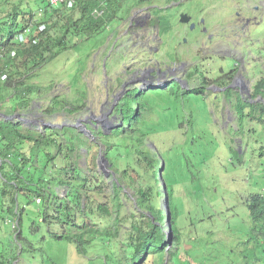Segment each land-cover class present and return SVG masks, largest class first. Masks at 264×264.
I'll return each instance as SVG.
<instances>
[{"label": "rangeland", "instance_id": "1", "mask_svg": "<svg viewBox=\"0 0 264 264\" xmlns=\"http://www.w3.org/2000/svg\"><path fill=\"white\" fill-rule=\"evenodd\" d=\"M26 1L29 2L30 0ZM139 1L127 0L125 2L124 7L118 11V18L124 16L126 20L117 25L115 23L118 19L110 22L108 26L109 34H107V31L101 32L86 41L82 37L70 36L66 42V49H62L54 58L33 70V74H30L26 81L28 84L36 86L37 89L34 93H30L32 98L28 107L32 108L34 113L43 112L42 109H45L48 114L58 113L52 120H47V122L59 125L62 122L77 123L79 125L80 131L72 126H64V129L61 127V129L54 131L55 138L60 143L62 151L66 150V145L70 143L71 136H74L77 142H79V139L81 142L86 141L87 138L91 141H97L100 148L97 151L98 153L94 154L95 163L97 162V176L99 177L97 183L102 185L107 194H110L111 187L109 189V186H111L114 177L111 176V172L106 176L104 170L99 166L102 163L100 155L105 151L104 140L107 139L112 143L116 141L108 134L112 132L113 128L118 127L120 122L117 121V117H108L110 113L104 114L102 116L103 120L97 123L96 119L100 116V107H102L101 105L106 97L111 100L110 93L115 85L112 81L115 78H119L118 85L120 81L124 79L126 81V85L119 92V95L125 93L121 102L125 107L130 106L131 109H134L135 104L131 102L135 95L143 92L144 100L148 101L151 107L162 114L159 117L152 109L146 114L147 119L150 118L154 122L159 121V123L164 121L163 125L166 127L164 131L162 129L156 131L152 135L153 137L150 135L149 139L159 142L160 149L171 154L174 152L181 153V149L185 146L183 142L188 139V142L189 140L191 142L187 146L188 154L191 156L194 151H201L204 155V160L198 164L200 167L199 172L201 175L205 174L203 179L208 184V187L205 184L204 187L210 188L211 192L214 190L218 196L207 192L204 193L206 198L201 196L200 201H197V206L201 205L200 202L202 205L204 204L203 214L206 219L201 224L203 226L210 225V230H214L215 224L224 219L223 222L229 226V235L228 228H224L216 232V237L206 234L203 238L196 239L192 243L194 248L189 251V255L185 253V250L180 252V264H240L238 252L241 248L236 249L234 242L241 234L236 230L233 231V228L237 225L243 226V223H240V216H232L233 211L229 212V209L231 205L243 208L242 200L248 193L254 192L253 189L258 190L264 196V110L257 108L255 116L244 115L243 120L240 121L237 109L240 105L244 106L245 113H248L252 110L251 105L257 107L255 100L251 98V94L256 81L264 79V67L261 73L254 70L255 62H258L256 65L262 64L264 66V11L259 12V9L256 12L248 10L252 6L249 1L240 3V1L235 0L234 6H230L221 1L211 0L209 5L216 12L213 15L207 12L202 14L203 16L209 15L211 18L214 16L216 20V30L214 32L219 31L225 25H234L235 22L228 21L230 16L234 19L244 17L245 20L240 21L239 25H242L243 22L246 24V27L249 28V36L244 38V35L238 33L237 36L228 38L229 41L234 43L232 44L235 49H232V44L229 46L222 42H219V44L221 47L231 50L241 48L240 52L246 53L243 61L239 59L241 67H246L249 62L253 63L255 61L252 64L253 79L248 82L249 91L245 92L237 85L234 86V79L228 78V72L235 65L232 56L217 51V54H207V50H202V54L205 55L195 56L197 55L196 50L194 53L190 50L186 51V49L195 46L194 42L185 47L181 43V36L176 39L174 36L172 40L175 39V44H166L164 40L166 41L172 32L162 33L161 31L158 32L157 29L144 30L148 36L154 35L158 40L160 38L164 39L160 41L158 47L154 50H149V48H155L157 40L148 39L144 42L134 40V33L142 32L139 23L135 26V23L140 20V16L143 14L138 9L142 5L148 4L145 2L138 5ZM200 1L202 0H173L169 10L174 12L175 10L188 9L200 4ZM30 3H33L32 0ZM37 4L40 5L41 11L34 12L36 14L35 19H40L44 14V4L41 1H37ZM247 11L250 14H246ZM176 21L173 20V24L176 26L175 29L178 26ZM226 29L231 30L230 27H226ZM32 33H35V31H32ZM129 37H131V40ZM207 38L210 39V36ZM216 41L217 38L215 44ZM242 41L244 42L242 43ZM250 56L251 59H248ZM171 67H174L175 73L170 72ZM158 68L164 73L156 74ZM23 69L26 71L25 68H21V70ZM233 71L236 72L235 75L239 74L236 70ZM137 72L144 74L146 79H150V83L153 84L142 85L143 87L150 85V88L144 89L141 87ZM118 75H121V78ZM5 78L0 77L2 81ZM178 80L181 82L177 83ZM155 84L160 86L155 87ZM189 88H197L199 93H188L186 90ZM12 91V89H8L4 95L7 96ZM77 91L86 93L84 106L74 113L68 112L67 110L71 108L68 104L79 96ZM129 91L131 95L127 97L126 94H129ZM56 96L63 98L66 108L58 111L50 109L52 99ZM162 106L168 108L163 111ZM26 112L30 113L28 110ZM26 116L32 117L31 114L20 115L24 118ZM67 119L69 120L67 121ZM166 120L174 126L168 125ZM103 123L105 124L104 128L100 125ZM84 124L90 131L89 133L82 131ZM66 128H68L67 131H65ZM49 133L50 130H47L44 134L48 135ZM107 136L109 137L107 138ZM193 138L195 141L192 140ZM77 142H75V148L79 158L76 160L75 166L80 168L81 174L90 179L89 184L93 186L96 184V180L91 178L93 175L86 167L87 151L84 149L85 145H82V149H80ZM205 146H208L207 150L203 149ZM50 149L53 153L58 151L59 147L53 145L50 146ZM22 150L28 155L31 151L29 146L26 145L23 146ZM43 150L49 149L44 148ZM112 152L116 154L119 153V150L116 152L113 150ZM72 158L76 159L75 156ZM115 161L117 162V160ZM29 164L32 165L31 160L27 161L25 169ZM36 165L39 168L29 165L30 171L24 175L28 178L33 175V178H37L45 171L44 175L50 180V185H47V187L54 185V177L60 176L55 172L57 166L56 168L52 165L47 167L46 160L41 155L38 156ZM9 170L10 168H6V171ZM1 182L0 174V256L4 255L7 261L9 260L8 264H101L102 260L99 254H93L92 259L87 262L86 255H79L73 242L51 238L50 233H59L62 232V229L59 224L51 223L47 225L42 222L43 208H47V204L45 203L43 207V204L40 205L32 198L25 197L22 194L16 196L18 203L24 207L21 237L20 241H17L16 229L12 225L17 218L3 211V207L9 206L11 203L9 201L10 196L4 198L2 194L3 185H1ZM55 190L59 195L58 197L66 196V187L56 186ZM218 197L222 199H218ZM105 200L101 198L100 201ZM217 200L220 206L214 204L213 201ZM175 202L178 203L181 212L184 211L185 204L179 191L176 194ZM160 206L165 207L163 196L160 197ZM226 208H229L228 211ZM48 211L51 210L48 209ZM71 213L72 216L75 214L76 218L77 216L81 217L80 212L77 210H72ZM93 213L94 220L99 218L102 226L109 225L110 219H103L101 213L95 209ZM236 213H239L238 209ZM89 214L91 213L89 212ZM224 215L227 216L223 217ZM77 221L81 222V220ZM165 231L167 232V230ZM187 231L190 232V229H187ZM198 233L203 234L205 230L201 227ZM219 238H226L228 242L223 243ZM182 245L185 249L191 246L187 241L182 242ZM46 257H50L51 262H47Z\"/></svg>", "mask_w": 264, "mask_h": 264}, {"label": "trees", "instance_id": "2", "mask_svg": "<svg viewBox=\"0 0 264 264\" xmlns=\"http://www.w3.org/2000/svg\"><path fill=\"white\" fill-rule=\"evenodd\" d=\"M37 1L44 4V14L40 19H35L34 12L40 10ZM48 1L32 0L33 3H30L31 0L29 2L0 0V54L7 53L0 56V77L2 75L6 77L3 81L0 79V112L6 115L17 113L29 105L32 98L30 93L37 89L26 81L27 77L33 74V70L54 58L62 49H66V42L70 36L82 37L86 41L105 32L109 22L121 19L118 18V11L124 7L127 0H108L106 11L99 18L92 15L98 0H76L71 7L66 4L51 7ZM21 33L27 34V39L23 42H19L17 38ZM12 50L15 51L14 56H10ZM21 68H25L26 71ZM263 86L264 81L255 85L253 96L259 94L264 96L261 89ZM8 89L13 91L5 96ZM186 91L199 93V89ZM77 92L79 96L68 104L71 106L68 112L74 113L84 106L86 93ZM130 95L129 91L126 96ZM143 95V92L135 95L131 102L135 104L134 109L121 103L120 114V110L116 108L117 121L122 122V125L113 128L108 134L116 141L113 143L107 139L103 141L105 145L103 154L108 160L109 172L114 177L109 186L110 194L97 183L99 177L94 154L100 148L96 141L87 138L86 141L81 142L79 139L77 142L76 138L71 136L66 150L62 151L54 131L46 135L24 128L14 121L0 119V174L3 185L1 191L4 198L10 196L11 203L7 207L1 206L4 212L17 218L15 221L17 241H20L21 237L24 210L16 197L19 194L34 201L39 199L43 207L46 203L48 207L43 208L42 222L47 225L59 224L62 229V232H52L49 236L56 240L73 242L77 253L86 255L87 262L92 259L93 254H99L101 264H180V252L185 250L189 255V251L194 248L192 243L196 239L203 238L206 234L216 237V232L224 228H228L229 235V226L223 222L224 219L215 224L214 230H210V225L201 224L206 219L203 214L204 204L200 202L201 205L197 206V201H200L201 196L204 197V193L211 192L210 188L204 187V184L208 187L203 179L205 174L201 175L199 172L198 164L204 160V155L201 151H194L190 156L187 146L191 142L190 140L188 142V139L184 140L183 144L186 147L181 149V153L172 154L160 149L159 142L149 139L150 135L153 137L156 131L161 129L164 131L166 127L163 125L164 121L159 123L147 119L146 114L152 109L159 117L162 114L151 107ZM62 99L54 97L50 109L58 111L66 108ZM255 105L257 107L251 105L252 110L248 113H245L244 106L240 105L237 109L239 120L242 121L244 115L255 116L257 108L264 110L263 103L256 102ZM162 108L164 111L168 107ZM166 123L173 125L170 121ZM67 130L68 128L65 129ZM192 140L195 141L194 138ZM75 142L79 143L80 149L85 145L86 167L93 175L91 178L96 180L93 186L89 184L90 179L81 174L80 168L75 166L79 158ZM24 145L31 149L29 155L22 150ZM53 145L59 149L52 153L50 146ZM44 148L49 150H43ZM203 149L207 150L208 146ZM113 150L115 152L119 150V153L115 154ZM39 155L46 160L47 167L57 166L55 172L60 175L54 177V185L49 188L47 185H50V180L44 175L45 171L37 178H33V175L29 178L24 175L30 171L29 165L39 168L36 165ZM72 155L76 159H73ZM30 160L32 165H28L27 171L26 163ZM161 167L162 180L168 194L170 210L168 223L171 225L168 239H171V244L166 241L165 230L168 226L165 208L160 206V197H164L159 175ZM6 168L10 170L6 171ZM56 186L66 187L65 197H58ZM178 191L185 204L182 212L175 202ZM253 191L242 200L243 208L236 205H231L230 209L226 208L229 212L233 211L232 216H240V223H243V226L237 225L233 228V231L241 234L234 242L236 249L241 248L238 252L240 264H264V196L258 190ZM211 193L218 196L214 190ZM101 198L106 200L101 202ZM213 202L220 206L218 200ZM94 209L101 213L103 219H110L109 225L102 226L99 218L93 219ZM237 209L239 213H236ZM72 210L80 212L81 217L76 218L75 214L72 216ZM201 227L205 230L203 234L198 233ZM187 229H190V232ZM219 239L223 243L228 242L226 238ZM184 241L191 245L188 249L183 247ZM0 258V264H8L9 260L7 261L4 255ZM46 261L51 262L50 257H46Z\"/></svg>", "mask_w": 264, "mask_h": 264}, {"label": "clouds", "instance_id": "3", "mask_svg": "<svg viewBox=\"0 0 264 264\" xmlns=\"http://www.w3.org/2000/svg\"><path fill=\"white\" fill-rule=\"evenodd\" d=\"M172 1L173 0H140L139 1L138 5H142L145 2H147L148 4L147 5H142L138 9V11H142L144 15L142 14L140 16L141 18H140L139 21H137L135 23V26H137V24L139 23V25H141L140 29L142 30V32L141 33H137V32L134 33V35H133L134 40H138V42H144V41H146L148 39L153 40V41L157 40L158 41L157 42V46L155 48H151V47L149 48V50L150 49L154 50V49H156L158 47L160 41H163L164 39L160 38L158 40V38L155 37L154 35H149L148 36L147 32H145L144 30L145 29H152V30L157 29L158 32L161 31L162 33H165L166 31L167 32H172L170 34V36L167 37L166 41L164 40V42L166 44H175V39L178 38L179 36H181V43H182L183 46L186 47V46L190 45L192 42L195 43V46L191 47L190 49L189 48L186 49V51L190 50L191 52L193 51V53L196 50V54L197 55H195V56L205 55V54H202V50H207V52H208L207 54H209V53L217 54L216 53V51H217V52H220L221 54H227L229 56H232L233 60L235 61V65L233 66V69L228 72L227 75H228V78H230L231 80L234 79V83H233L234 86L237 85L240 89L242 88V86L240 85V76H241V73H243V72L250 73L251 74V78L250 79H253V74H252L253 66H252V64L255 61L253 63L249 62L248 66H246V67H241V64L239 63V59L242 60V61L244 60L243 59L244 58V53L240 52L241 48H237V50H231V49H226V47H221V45L219 44V42H222V43H225V45L229 46L230 44L233 43L232 41H229V39L228 40H224V38L221 36L224 33L223 28L226 29V27L227 28H229V27L231 28V30H228L229 33H232V32L236 33L232 37L237 36L238 33L241 34V35H244V38L249 36V28L246 27V24L243 22L242 25H239L240 21L245 20L244 17L236 18L238 20L235 22L234 25H225L223 28L219 29V31L217 30L216 32H214L216 30V20L213 17L211 18V16H209V15H206V16L202 15L203 12H207L210 15H213V13L216 12V10L214 8H212V6L209 5V3H211L210 2L211 0H202V1H200V4L194 5V7H190L188 9L179 10V11L175 10L174 12H172V10H169V8L172 6L171 5ZM215 1L216 2L221 1L224 4H229L230 6H232L235 0H215ZM236 1H240V3L249 1V3L252 5L251 8H248V10H250V11L256 12L258 9H259L258 10L259 12L260 11H264V0H262V1L253 0V2H251L252 0H236ZM48 2H49V5H51V7H58V6L62 5V4H66L67 5L66 2L62 3V4H58V5H52L50 0ZM107 2H108V0H98V5H96V7L92 11V15L95 18H99V17L104 15V13L106 11V8H107ZM75 3H76V0H74L73 4H75ZM73 4L71 6H73ZM71 6L68 5V7H71ZM193 10H197L199 14H197ZM186 12L188 14H190L191 16L188 15ZM246 13L250 14L249 11H247ZM198 17H204L206 19L207 22H206V24H203V25L207 27V29H208L207 31H203L201 33H198V29L193 27V23L191 22V19H197ZM182 18L184 19V21L181 20ZM236 19H234L233 21L228 19V21L233 23ZM125 20H126V18L124 16H122L121 19L118 20L115 23V25H117L121 21H125ZM173 20L178 22L177 29H175L176 26L173 24ZM109 24H110V22L108 23V26H109ZM234 26H235V28H234ZM41 27H44V26H41ZM106 31H107V34H109L108 28H107ZM174 36H175V39L172 40V37H174ZM208 36H210V39L207 38ZM183 38H184V41H186V42L183 41ZM216 38H217V41H216L217 43L215 44L214 42H215ZM129 39L131 40V37H129ZM263 40H264V37H263ZM243 42L244 41H242V43ZM212 43H214V44H212ZM242 43H241V47H242ZM233 44L231 45V47H232V49H235ZM248 59H250V58L248 57ZM256 63H258V62H255V64ZM158 64H162V63H158ZM167 65H170V64H167ZM191 65H192V62H191ZM260 65H261L262 68L264 67L262 64H260ZM255 67L256 66H254V70L255 71H259L260 73L262 72V69L261 70H257V69H255ZM144 69H139V70H144ZM233 70H236L237 73H239V74L235 75L236 72L233 71ZM160 72L164 73V71H161L160 68H158L157 71H156V74H160ZM170 72L175 73L174 72V67L170 68ZM137 74L138 75H143L142 78H140L138 76L139 82H141L140 83L141 87L144 88V89L150 88V85H148L146 87H143V86L147 85V84H153V83H150V80L146 81V76L144 74H139L138 72H137ZM260 81H264V79H260V80L256 81L255 85L259 84ZM180 82L181 81L178 80L177 83H180ZM155 85H156L155 87H159L160 86V85H157V84H155ZM255 85L253 86V91H254ZM193 89H197V88H193ZM261 89H262V93L264 94V86ZM188 90H191V88H189ZM241 90L243 91V88ZM247 91H249V89ZM247 91H245V92H247ZM123 95H121V97H123ZM251 98L253 100L258 99V101H255V102H261V103L264 104V96L261 95V94L253 96V93H252L251 94ZM35 202L40 204V200L39 199H36ZM165 207H166V203H165ZM165 212H166V208H165ZM168 221H167V223H168ZM12 225H13V227L16 228V222L13 223ZM170 232L171 231L169 229H167L166 233H167L168 236H169Z\"/></svg>", "mask_w": 264, "mask_h": 264}, {"label": "flooded vegetation", "instance_id": "4", "mask_svg": "<svg viewBox=\"0 0 264 264\" xmlns=\"http://www.w3.org/2000/svg\"><path fill=\"white\" fill-rule=\"evenodd\" d=\"M194 12H196L197 14H199L198 13V11L197 10H193ZM187 13V12H186ZM188 14V13H187ZM247 14V13H246ZM188 15H190V14H188ZM191 16V15H190ZM213 18H214V16H212ZM215 19V18H214ZM229 20H234V18L232 17V16H230L229 18H228ZM238 19H236L234 22H236ZM191 22L193 23V27H195V28H197L198 29V33H201V32H203V31H207L208 29H207V27L206 26H204L203 24H206V19L204 18V17H198L197 19H191ZM212 22V21H211ZM210 22V23H211ZM214 22V21H213ZM223 30H224V33L221 35L223 38H224V40H228V38H230V37H232V36H234L236 33H234V32H232V33H229L228 32V30L227 29H225V28H223ZM246 54V53H245ZM244 54V55H245ZM250 59H251V56L249 57ZM255 69H257V70H261L262 69V67H261V65H256L255 64ZM235 76V75H234ZM118 77H120L121 78V75H118ZM117 77V78H118ZM139 77L140 78H142L143 77V75H139ZM251 78V74L250 73H248V72H243V73H241V76H240V85L242 86V88H243V90H248L249 88L247 87V85H248V82H250V79ZM119 79V78H118ZM118 79H114V81H112L115 85H114V87H113V90H112V92L110 93L111 94V100H108V98L106 97V99H105V101H104V103L101 105L102 107H100L101 108V110H100V116L96 119V123L97 122H99V121H101V120H103V115L104 114H108V113H110L109 114V117L111 116H115V117H118V112H116L115 110H116V108L117 109H119L120 108V104H121V101L123 100V97H122V99L120 100V102L117 104V100L120 98V95H119V92H121L122 91V89L124 88V86L126 85V84H124L126 81H125V79L123 80V81H120V84L118 85ZM243 82V83H242ZM245 87H247V89H245ZM106 90V89H105ZM108 90H109V88H108ZM106 93V92H105ZM107 94H108V92H107ZM107 96V95H106ZM29 111L30 113H28V112H26V111ZM42 110H44L43 112H33L32 111V108H30V107H26L25 109H21L20 111H18L17 113H14V114H12V115H10L11 116V118H9V119H7V120H11V121H13V118H14V122L16 123L17 122V124H20V126H22V127H26V128H28V129H32V130H34V131H36V132H41V133H45V132H47V130H50V131H57L58 129H61V127L63 128L64 126H67V127H70V126H72L73 124H75V123H66V122H62L61 123V125H59V124H54V123H50V122H47V120H52L53 118H54V116H56V115H58V113L57 112H54V113H52V114H48L47 112H46V110L45 109H42ZM28 115V114H31V116L32 117H34V118H32V117H27L26 116V118H24V117H20V115ZM14 116V117H13ZM106 116V115H105ZM69 119H67V121H68ZM23 125H25V126H23ZM100 125H102V128H104L105 127V124L103 123V124H100ZM79 126V125H78ZM74 127V126H73ZM74 128H77V127H74ZM80 127H78L77 129L80 131V129H79ZM64 129V128H63ZM38 130V131H37ZM97 142V141H96Z\"/></svg>", "mask_w": 264, "mask_h": 264}, {"label": "water", "instance_id": "5", "mask_svg": "<svg viewBox=\"0 0 264 264\" xmlns=\"http://www.w3.org/2000/svg\"><path fill=\"white\" fill-rule=\"evenodd\" d=\"M181 20L184 21L183 18H182ZM124 84H125V83H124ZM121 99H122V97H121V95H120V98L116 101L117 104L120 102ZM119 110H120L119 113L122 114V109L119 108ZM136 112H137V108H136V110H135V113H136ZM13 117H14V116H13ZM105 117H107V115H106ZM9 118H11V116L5 115L4 113H1V112H0V119L7 120V119H9ZM113 118H116V117L113 115ZM121 125H122V122H120L119 126H121ZM73 126L78 128V124H77V123L73 124L72 127H73ZM82 131H84V132H86V133H89V132H90V131L87 129V126H86L85 124L82 126ZM100 160L102 161V163H101V165L99 164V166L101 167V169L104 170L105 175L108 176V174H109V169H108L109 163H108L107 158L104 156V154L100 155ZM162 168H163V167H161V169L159 170V175H160V180L162 181V185H163L162 190H163V192H164V200H165V203H166V207H165V208H166L167 221H168L169 218H170V211H169V208H168V194H167V191H166V189H165V184H164V181L162 180V175H161V170H162ZM166 223H167V222H166ZM167 225H168V229L170 230V229H171L170 224L167 223ZM169 234H171V233H169ZM166 241H168L170 244L172 243V242H171V239H170V238L168 239V235H167V239H166Z\"/></svg>", "mask_w": 264, "mask_h": 264}, {"label": "built area", "instance_id": "6", "mask_svg": "<svg viewBox=\"0 0 264 264\" xmlns=\"http://www.w3.org/2000/svg\"><path fill=\"white\" fill-rule=\"evenodd\" d=\"M50 1H51L52 5H58V4H62V3L66 2L67 5H69V6H71L73 4V2H74V0H50ZM17 38H18L19 42H23V41H25L27 39V34L26 33H23V34L21 33ZM33 41H35V39ZM2 55H7V53L3 52V53L0 54V56H2ZM14 55H15V51L14 50L10 51V56H14ZM2 77H5V75H2Z\"/></svg>", "mask_w": 264, "mask_h": 264}, {"label": "bare ground", "instance_id": "7", "mask_svg": "<svg viewBox=\"0 0 264 264\" xmlns=\"http://www.w3.org/2000/svg\"><path fill=\"white\" fill-rule=\"evenodd\" d=\"M150 79H146V81H149ZM243 83V82H242ZM245 89H247V87H245ZM243 91H247V90H243ZM255 101H258V99H256ZM6 115V114H5ZM10 116V115H8Z\"/></svg>", "mask_w": 264, "mask_h": 264}]
</instances>
